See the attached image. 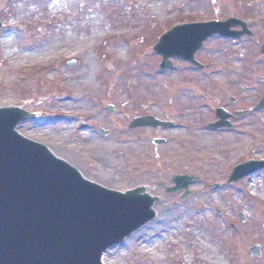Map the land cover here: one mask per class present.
Returning <instances> with one entry per match:
<instances>
[{"label": "rangeland", "instance_id": "rangeland-1", "mask_svg": "<svg viewBox=\"0 0 264 264\" xmlns=\"http://www.w3.org/2000/svg\"><path fill=\"white\" fill-rule=\"evenodd\" d=\"M234 15L260 24L264 38V0H0V108L38 115L17 131L107 189L147 187L165 214L163 230L146 223L104 264H264V168L255 183L228 181L264 159V110L252 107L264 94L260 43L212 36L196 55L204 69L175 57L161 70L154 50L176 24ZM219 106L249 111L234 130H216ZM146 114L174 125L130 126ZM174 174L197 177L185 198L167 192ZM253 244L261 256H249ZM210 247L219 256H206Z\"/></svg>", "mask_w": 264, "mask_h": 264}, {"label": "water", "instance_id": "water-1", "mask_svg": "<svg viewBox=\"0 0 264 264\" xmlns=\"http://www.w3.org/2000/svg\"><path fill=\"white\" fill-rule=\"evenodd\" d=\"M237 23L240 21L234 19L174 28L154 47L163 55L160 68H171L172 56L202 68L195 53L203 42L213 34L240 37L242 33L231 31ZM257 107H264V99ZM109 108L113 112V107ZM222 111L218 115L226 118ZM35 117L18 107L0 108V264H102L107 248L155 216L151 207L158 197L146 193V187L122 193L85 179L45 145L18 133L19 122ZM159 124L170 125L147 116L136 118L131 126ZM224 125L220 121L213 127ZM263 165L253 161L237 166L230 181H238ZM195 180L194 176L176 175V186L168 191L185 189L186 197ZM249 254L260 256V246L251 247Z\"/></svg>", "mask_w": 264, "mask_h": 264}, {"label": "flooded vegetation", "instance_id": "flooded-vegetation-1", "mask_svg": "<svg viewBox=\"0 0 264 264\" xmlns=\"http://www.w3.org/2000/svg\"><path fill=\"white\" fill-rule=\"evenodd\" d=\"M233 17H236V18H239V19H241L242 18V16H240V15H234ZM241 17V18H240ZM244 19V18H243ZM249 19H251V18H249ZM245 20V19H244ZM254 24H256V23H252L251 22V20L249 21V29H250V35H245V36H243L242 38H240L241 40L243 39V38H252L253 39V41L257 44L258 42L260 43L259 44V50H261L262 49V47L264 46V38H262L261 37V35H260V32H258V28L259 27H257V25H260V24H256V25H254ZM236 29L235 30H237V32H238V30H241V27L240 26H238V27H235ZM257 80L258 81H260L261 83L262 82H264V76H258L257 77ZM243 90V87H240L239 88V91H242ZM264 95V94H263ZM262 95V96H263ZM262 96L259 98V100L262 98ZM231 102L234 104V105H236V106H241L242 105V100L241 99H237V98H235L234 100H232L231 99ZM254 105H256V104H254ZM225 107V109L228 111V118H226V122H228L229 124H228V126L229 127H227L228 128V130H234V128H235V126L237 125L236 123H237V121H238V118H239V116H242V115H244L245 113H247V110H246V108H242V107H237V108H229V107H226V106H224ZM225 129V128H224ZM227 130V129H226Z\"/></svg>", "mask_w": 264, "mask_h": 264}, {"label": "bare ground", "instance_id": "bare-ground-1", "mask_svg": "<svg viewBox=\"0 0 264 264\" xmlns=\"http://www.w3.org/2000/svg\"><path fill=\"white\" fill-rule=\"evenodd\" d=\"M108 144H106V145H103V144H101L100 146H99V148H101V149H103L101 152H102V154L105 156V151L104 150H107L108 149V146H107ZM201 148L202 149H204V148H208V146L207 145H204V144H202L201 145ZM55 151V150H54ZM58 151H60V152H62V153H66V152H68V151H66L65 152V150H64V148H63V150L62 149H58ZM71 154H73V153H71ZM106 158V159H105ZM105 158H103V160L105 161V162H108V161H110L109 159H107V157H105ZM252 176L253 175H255V173H253V174H251ZM251 176V178H250V181H251V183H255V181H256V178H255V176H253L252 177ZM256 195H258V194H256ZM260 195V194H259ZM261 198L262 199H264V194H262L261 193ZM210 201H214L212 198H210ZM201 206V208L200 209H202V206H204V205H200ZM154 219L153 220H151V221H149L147 224H150V223H152V224H158V225H156V226H153V227H151V228H149L150 230H163V223L166 221V217H165V214L164 213H161L160 211H158V210H156V215H155V217H153ZM147 224H145V225H143V226H141L137 231H140V229H145L146 227V225ZM144 227V228H143ZM164 231H160V232H158V233H163ZM136 233V232H135ZM143 237H145V236H143ZM210 251H207V253H205L206 254V256L207 255H209V256H219V253H217V254H215V248L214 247H210V248H208ZM200 253H202L201 251H200Z\"/></svg>", "mask_w": 264, "mask_h": 264}]
</instances>
